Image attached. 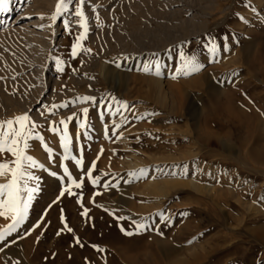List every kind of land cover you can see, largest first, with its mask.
Segmentation results:
<instances>
[{"label": "rangeland", "instance_id": "obj_1", "mask_svg": "<svg viewBox=\"0 0 264 264\" xmlns=\"http://www.w3.org/2000/svg\"><path fill=\"white\" fill-rule=\"evenodd\" d=\"M18 1L0 13V120L27 112L40 125L36 131L44 140L29 141L27 154L44 168L30 170L38 179L29 186L38 184L39 191L25 221L0 241V264H7L4 256L11 248L19 251L13 264H111L113 242L124 236L139 242L167 238L181 249L177 262L169 264H264V160L249 152L253 140L242 143L245 126L219 114L220 102L208 87L211 81L220 85L225 101L227 93L251 97L241 86L258 81H250L244 54L246 47L264 51V0H87L90 30L83 44L92 51L76 57L71 48L82 31L72 22L77 0L55 21L58 0ZM184 20L185 33H172ZM66 21L72 22L69 28ZM209 38L219 45L215 55ZM181 50L203 67L173 79ZM145 66L152 71H143ZM157 79L164 81V92L157 89ZM257 87L264 92V84ZM181 92L188 97L178 105L172 93ZM77 96H94L96 104L71 103ZM113 97L127 102L128 109L110 115L106 106L112 104L114 111ZM66 101L69 106L56 114L47 111ZM231 104L249 109L237 99ZM84 107L89 108L88 127L81 129ZM68 117H73L68 124L73 156H82L83 168L62 159L60 135L49 130L53 121ZM114 123L123 126L115 129ZM44 143L53 149L51 155ZM4 158L13 159L8 153ZM92 162L100 185H92L85 174ZM64 166L84 186H72L75 194L61 197L70 185L61 179ZM106 182L118 187L105 189ZM85 208L87 218L81 215ZM133 221L147 228L125 235L121 228L135 232ZM10 223L0 217V230ZM127 245L117 243L126 252ZM143 255L132 264H152Z\"/></svg>", "mask_w": 264, "mask_h": 264}, {"label": "snow or ice", "instance_id": "obj_2", "mask_svg": "<svg viewBox=\"0 0 264 264\" xmlns=\"http://www.w3.org/2000/svg\"><path fill=\"white\" fill-rule=\"evenodd\" d=\"M12 0H0V13H5L11 11L10 5ZM87 3V0H77V6L73 12L74 22L82 31L79 35L76 36L74 43L71 48V56L76 57L81 52L91 53V49L84 46L83 42L87 39L89 33V23L88 16L85 13L84 6ZM72 4V0H58L55 13L51 17L53 21L57 20L65 12L69 11V6ZM43 19V17H41ZM243 19V17H241ZM65 22V27L69 28L70 23ZM210 45L209 51L215 55V53L219 50V45L215 43L212 38H209ZM179 58L181 61V66L179 72L173 75V79L177 78V76L191 75L193 72H198L203 65L200 64L197 58L194 55L186 54L184 51L179 52ZM57 70L63 72V61L57 59ZM145 72H151L152 69L150 66H145L143 69ZM160 71V62L156 61V70L155 75H161ZM113 104L116 105L113 111V105L109 104L106 106L107 111L110 115H115L120 113L122 109L127 110L129 105L125 101L116 100L114 97L112 98ZM91 102L96 104V97L94 96H77L74 101L71 103H88ZM70 102H63L61 104H52L47 108V111L51 114H56V111L60 108H67ZM82 119L80 121L79 127L81 129H86L88 127V113L89 108L84 107L81 109ZM44 115V113H40ZM142 118V117H141ZM73 117H68L67 120L61 119L59 123L53 121L49 130L53 133L60 135L61 147L63 149L62 159L64 161L74 160L75 164L81 168H83L84 161L81 158L77 159L73 156L72 149V136L69 134L68 124ZM126 121L127 118L124 117ZM115 129H119L122 127V124H113ZM38 125L32 117L27 113H23L20 115H16L11 119L0 120V157H3L4 153H8L13 157L12 160H8L6 158L0 160V177L6 178V182L0 183V217H4L5 219H10L11 223L7 225V227L0 230V241H4L5 238L12 232L17 230V227L21 225L26 217L28 216V211L31 206V202L34 199V193L39 191V185L33 184L29 186L31 181H36L38 178L32 174L30 171L33 168H44V164L38 163V161L31 155L27 154L28 149L30 148L29 141L37 140L43 141L44 137L37 132ZM105 130L107 131V126H105ZM43 148L46 152L51 155L53 153V149L48 146L47 143L43 144ZM103 150H101L102 152ZM82 152V149H81ZM95 162L90 164V169L85 174L87 178L90 180L92 185H100L101 177L93 176L92 170H95ZM65 176L61 177L64 179L65 177L70 181V185L60 193L62 197L65 192L70 195H74L72 192V186L77 189H81L84 186V180L80 179L79 181L76 178H73L72 173L69 171L67 166H64ZM56 175L55 172L52 173ZM103 175L107 176L108 173H104ZM131 175L136 176V173H132ZM140 176L145 175L144 170H141L139 173ZM105 189L110 187H118V184H111L110 182H106L102 185ZM101 193L97 192L95 195H100ZM82 201V196L80 197ZM93 203L95 200L93 198ZM107 211V209H105ZM89 209L85 208L81 213L82 216L88 217ZM115 213H113L114 215ZM119 220L126 219L125 217H117ZM135 225V232L128 231L121 228V231L124 232L125 235L132 236L135 234H139L147 228L145 224L136 223L133 221ZM40 227V223H37L34 228ZM64 227L67 232L72 233L73 228L69 227L67 222L64 221ZM34 230V229H33ZM76 244L83 247L79 237L75 238ZM97 251H104V249L99 248L97 245H93Z\"/></svg>", "mask_w": 264, "mask_h": 264}, {"label": "bare ground", "instance_id": "obj_3", "mask_svg": "<svg viewBox=\"0 0 264 264\" xmlns=\"http://www.w3.org/2000/svg\"><path fill=\"white\" fill-rule=\"evenodd\" d=\"M21 1L22 0H19L18 2H21ZM43 2H45V1L43 0ZM45 3H47V1ZM2 20L3 19L0 17V24L2 23ZM185 22H187V20H184L181 23H179L180 24L179 26L176 25L175 29L172 28V33L179 31L180 33L184 34L185 33L184 29H186L188 27V25H185ZM35 23H37V22H35ZM32 29H30V30H32ZM0 33L2 34V32H0ZM31 35H32V33H31ZM33 35H36V34H33ZM261 49H262L261 47H259V48L257 47L256 50H252L251 47H246L245 48V54H244L245 59H246V63L248 64V68H249V71L251 74V77H249L250 81L252 78L256 79V81H258L257 84L258 83L264 84V51ZM243 60H244V58H243ZM164 84H165L164 81H162L161 79L156 80V87L160 92L165 91ZM194 84L196 86H198L200 83L194 81ZM257 84L253 86L249 82V83L243 84V86H241V89H243L245 91L247 90L248 92L251 93V97L247 96L246 100L243 99L240 94H237L236 96H233V95L231 96L229 93H227L228 94V98H227L228 100L225 101L223 99H226V95L224 94L223 90L219 87L220 85L218 86V84L216 85L211 81L208 84L209 85L208 87H209L210 93L213 94L214 98L220 102L219 103L220 105L218 106L219 114L226 116L227 119L229 120V122H233L234 124H237L240 128H242V126L244 128V126H245L247 134H246L245 138L242 140V143L247 142L248 138H250V140H253L252 145L251 146L249 145L250 146L248 149L249 152L256 159H260V160L263 159L264 160V92H262V90L257 87ZM258 89H260L261 91L259 92ZM243 90H241V92ZM172 95L175 99V100L173 99L174 100L173 102H175L178 105L184 104V101L187 100V97H188L185 95V93L182 94V92L177 94V95L175 93H172ZM233 97H234V99H237L240 103L243 102L245 104H248L249 109L244 107V110H243V109L239 108L240 105L238 106V108L235 107L234 105L232 106L231 101L234 100ZM232 103H234V102H232ZM241 134H242V132H241ZM163 184H164V182H163ZM179 184H181V183H179ZM176 186H178V184ZM154 187L157 188V186H154ZM166 239L162 238L160 236H152L150 239L147 238V239L139 242L134 238H131V237L128 238L126 236L120 237L118 239L115 238V241L113 242L114 243L113 246L115 247V249L112 251H114V254L115 253L116 254L114 256L111 255V253L109 254L110 255V258H109L110 262H111V264H120L119 262L123 260V261H126L125 262L126 264L129 262H130V264H132L134 262L140 261L141 256L143 254H145L146 258L144 257L145 258L144 261L148 262V263H152V264H167V263L169 264L171 262L175 263V262H177V261H175V259L180 255L181 249L177 248L176 246H173L169 242V240H166ZM118 241L119 242L124 241L128 244L127 245L128 247H126V249H128L127 252L124 251L123 247L117 246V243H119ZM130 251H132V252H130ZM17 256H19V251H16L15 249L11 248V250L6 252V257L4 256V260L6 261L7 264H13L14 262H16L14 260H16ZM64 264H72V261H71V263L66 262Z\"/></svg>", "mask_w": 264, "mask_h": 264}]
</instances>
